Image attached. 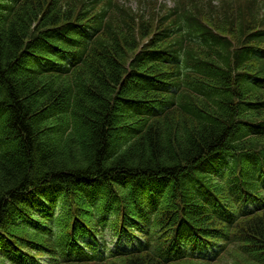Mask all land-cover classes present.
I'll return each instance as SVG.
<instances>
[{
    "label": "trees",
    "instance_id": "1",
    "mask_svg": "<svg viewBox=\"0 0 264 264\" xmlns=\"http://www.w3.org/2000/svg\"><path fill=\"white\" fill-rule=\"evenodd\" d=\"M218 4L183 0L160 23L110 0L0 10L4 257L176 264L238 246L264 264V207L242 211L264 202V3ZM108 228L137 246L100 261Z\"/></svg>",
    "mask_w": 264,
    "mask_h": 264
},
{
    "label": "rangeland",
    "instance_id": "2",
    "mask_svg": "<svg viewBox=\"0 0 264 264\" xmlns=\"http://www.w3.org/2000/svg\"><path fill=\"white\" fill-rule=\"evenodd\" d=\"M164 1H167V0H154L153 2H164ZM138 2L139 0H130V3H132L134 7H137ZM23 67L24 65L20 64L17 66V70H22ZM118 189H120V191ZM118 189L116 190L126 196V202L131 203L133 201L132 195L128 193V189H121V188H118ZM68 208L69 207L68 205H66V202H61L60 208H59V214H64L65 210L67 211ZM255 257L256 255L254 254L251 255V254L244 253L241 247L234 246V247L229 248V250L224 254V256L216 263L185 261V262L176 263V264H256ZM0 264H11V263L8 260L3 259L2 255H0Z\"/></svg>",
    "mask_w": 264,
    "mask_h": 264
}]
</instances>
